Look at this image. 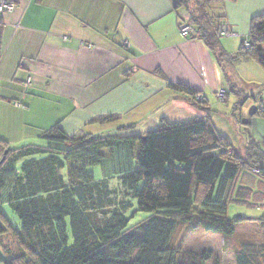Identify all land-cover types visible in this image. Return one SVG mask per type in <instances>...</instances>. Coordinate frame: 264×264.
Returning <instances> with one entry per match:
<instances>
[{
  "label": "trees",
  "instance_id": "1",
  "mask_svg": "<svg viewBox=\"0 0 264 264\" xmlns=\"http://www.w3.org/2000/svg\"><path fill=\"white\" fill-rule=\"evenodd\" d=\"M224 1L177 0V27L181 16H188L192 33L187 39L206 46L229 91L241 97L231 79L233 63L255 61L264 70V14L250 20L238 50L229 53L219 44L229 37L220 36L224 17L210 12ZM169 89L189 96L205 116L178 124L162 120L156 129L128 137L68 136L56 124L36 144L11 148L0 140V238L9 234L23 247L16 256L0 247V264H206L210 251L183 250L181 242L171 246L178 224L223 237L232 236L245 221L264 228V213L258 220L226 216L241 169L264 177V142H248L246 157L238 156L205 121V98L197 100L199 94L184 85L170 84ZM251 98L260 104L254 115L264 120L262 101ZM117 120L105 116L92 123ZM92 167L100 168V179L94 178ZM112 179L115 188L110 187ZM134 204L149 215L136 231L126 217ZM3 205L17 216L19 230L2 212ZM235 250V264H264L262 243L242 241Z\"/></svg>",
  "mask_w": 264,
  "mask_h": 264
},
{
  "label": "crops",
  "instance_id": "2",
  "mask_svg": "<svg viewBox=\"0 0 264 264\" xmlns=\"http://www.w3.org/2000/svg\"><path fill=\"white\" fill-rule=\"evenodd\" d=\"M3 1L14 4L0 16V140L11 148L38 143L56 124L68 136L128 137L162 120L205 116L170 84L207 101L225 92L213 54L200 40L180 36L177 0ZM210 12L224 17L228 51L264 14V0H226ZM105 116L118 120L92 123ZM259 127L264 131V122Z\"/></svg>",
  "mask_w": 264,
  "mask_h": 264
},
{
  "label": "rangeland",
  "instance_id": "3",
  "mask_svg": "<svg viewBox=\"0 0 264 264\" xmlns=\"http://www.w3.org/2000/svg\"><path fill=\"white\" fill-rule=\"evenodd\" d=\"M226 40L225 37L219 39V44L223 49H226V42L232 41ZM238 48L239 45L233 46V48L228 46L227 52L234 53ZM231 49L236 50L231 51ZM232 74L234 78L231 75V79L240 91L241 97L238 96L239 94L231 93L228 85L225 84L223 99H217L216 96L208 97V115L205 121L230 144L238 156L245 158V147L248 142L263 141L264 137L262 135L264 131L259 127V123L264 120L257 114L249 115V110L252 107H260L259 103L253 102L251 96H254L257 101L261 100L264 105V91H261V86L264 85V70L255 61H236L233 63ZM241 100L244 101V104L242 107H238ZM243 120H246L247 124H243ZM261 167L264 170V160ZM89 170L95 179H100L101 170L99 167H92ZM117 185L114 179L110 181L111 188H115ZM129 202V198L125 200L126 204ZM134 211L136 212L133 213ZM2 212L13 228L19 230L20 222L7 205L2 206ZM263 213L264 177L261 174L253 175L251 170L242 168L233 184L226 216L228 219L241 217L258 220ZM148 216L146 213L138 212L134 204L133 211L126 213V217L129 219V228L136 231L137 224ZM242 241H255L264 244V228L258 223L245 221L235 227L232 236L223 237L205 232L201 228L194 229L192 224H178L173 233L171 246L175 247L178 242H181L183 250L210 251L212 257L206 264H235L234 252ZM0 244L1 250L8 256H16L21 253L22 246L9 234L0 238Z\"/></svg>",
  "mask_w": 264,
  "mask_h": 264
},
{
  "label": "built area",
  "instance_id": "4",
  "mask_svg": "<svg viewBox=\"0 0 264 264\" xmlns=\"http://www.w3.org/2000/svg\"><path fill=\"white\" fill-rule=\"evenodd\" d=\"M13 10H14V4L11 3V2L3 1L0 4V16L3 13L12 12ZM178 30H179L180 36L182 38H185V39H187L189 37V35L192 33V29H191V27L189 25L188 18L186 16H181V18L179 20ZM220 36H231V34L227 31L226 27L223 26V27H221V30H220ZM246 46L248 47V43L247 42H246ZM26 84L27 85L29 84V79H27ZM223 95H224V92L220 91L217 94V98L222 99ZM196 99L199 100V101L203 100L202 96H200V95L197 96Z\"/></svg>",
  "mask_w": 264,
  "mask_h": 264
},
{
  "label": "water",
  "instance_id": "5",
  "mask_svg": "<svg viewBox=\"0 0 264 264\" xmlns=\"http://www.w3.org/2000/svg\"><path fill=\"white\" fill-rule=\"evenodd\" d=\"M257 111V108L256 107H252L250 110H249V115L250 116H253ZM243 124H247V121L246 120H243Z\"/></svg>",
  "mask_w": 264,
  "mask_h": 264
}]
</instances>
